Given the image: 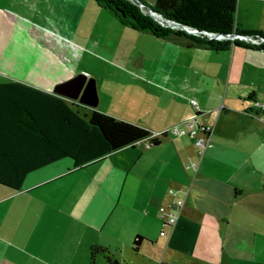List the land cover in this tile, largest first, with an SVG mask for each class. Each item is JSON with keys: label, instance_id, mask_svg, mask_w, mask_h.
Instances as JSON below:
<instances>
[{"label": "crops", "instance_id": "crops-1", "mask_svg": "<svg viewBox=\"0 0 264 264\" xmlns=\"http://www.w3.org/2000/svg\"><path fill=\"white\" fill-rule=\"evenodd\" d=\"M236 25L264 32V0H237ZM240 40L248 45L188 46L126 25L95 0H0V83L150 131L83 166L69 156L45 164L20 189L0 183V264H105L93 246L121 264H264V111L255 106L264 46ZM81 72L94 78L96 106L55 92ZM191 97L199 122L213 126L201 155L189 135H158L192 114ZM170 189L183 206L167 226Z\"/></svg>", "mask_w": 264, "mask_h": 264}, {"label": "trees", "instance_id": "trees-1", "mask_svg": "<svg viewBox=\"0 0 264 264\" xmlns=\"http://www.w3.org/2000/svg\"><path fill=\"white\" fill-rule=\"evenodd\" d=\"M137 30L159 37L184 36L190 45L224 50L240 39L204 38L184 29L164 26L130 0H95ZM153 10L183 24L216 32L258 34L236 25L237 0H155ZM260 46H264L261 43ZM145 127L93 110L88 116L63 98L22 82L0 83V183L20 189L26 175L45 164L69 156L76 166L148 137ZM141 237L136 239V245ZM105 254V264H121L107 248L93 246L91 255Z\"/></svg>", "mask_w": 264, "mask_h": 264}, {"label": "built area", "instance_id": "built-area-1", "mask_svg": "<svg viewBox=\"0 0 264 264\" xmlns=\"http://www.w3.org/2000/svg\"><path fill=\"white\" fill-rule=\"evenodd\" d=\"M256 36L257 35H253ZM238 39L246 40V41H255L259 43H264V38H260L258 40H253L251 36L248 34H242L240 37H235ZM233 38V39H235ZM188 106L192 111V114L185 119H183L180 123L175 124L168 129L159 132L158 135L162 136L165 134H175V135H189L194 138L195 144L198 147V154H203V151L211 145L210 143V134L212 132L213 126L208 123H200L198 116V101L196 98L191 97L188 101ZM255 106L260 111H264V102L255 101ZM169 193L174 197L163 204L160 207L161 216L164 219V224L167 226L174 225L181 215V209L183 206V199L180 196L175 195L174 189H170Z\"/></svg>", "mask_w": 264, "mask_h": 264}, {"label": "water", "instance_id": "water-1", "mask_svg": "<svg viewBox=\"0 0 264 264\" xmlns=\"http://www.w3.org/2000/svg\"><path fill=\"white\" fill-rule=\"evenodd\" d=\"M136 4L140 5L141 7L144 6L142 1L140 0H133ZM147 13L151 15L157 22L164 26L169 27H177L180 29H184L187 33L196 34L201 37L210 39V38H218V39H233L235 37H240L242 34L239 33H226V32H216L206 29H198L196 27H192L186 24H183L181 22L168 19L164 17L161 13L152 10V7L147 6ZM154 13L160 15L163 17V19L167 20L168 23H164L160 20H158ZM253 35H257L253 36ZM248 36H251L253 40H258L260 38H264V36L258 35V34H248ZM55 92L58 94H61L63 96H66L68 98L78 100L80 103H84L90 106H96L98 102V95L96 91L95 81L94 78L88 77V75L84 72H81L77 74L76 76L61 82L56 85Z\"/></svg>", "mask_w": 264, "mask_h": 264}, {"label": "rangeland", "instance_id": "rangeland-1", "mask_svg": "<svg viewBox=\"0 0 264 264\" xmlns=\"http://www.w3.org/2000/svg\"><path fill=\"white\" fill-rule=\"evenodd\" d=\"M130 1H132L133 3H135L133 0H130ZM138 5V4H137ZM139 6V8L143 11V13H145V14H147V15H149L148 13H147V9L145 8V7H141L140 5H138ZM152 10H153V8H152ZM155 11V10H154ZM149 16H151V15H149ZM155 16V15H154ZM152 17V16H151ZM154 19V18H153ZM175 28H177V27H175ZM20 61H21V59H20ZM24 61V62H23ZM22 62L23 63H26L27 64V61L24 59ZM2 64V66L0 67V70L1 69H5L6 67H4L5 65H3V63H1ZM0 64V65H1ZM23 65V64H22ZM16 68H19V69H13V70H15V72L16 73H14V74H18L19 76H22V77H25V76H36L35 74H31V72L30 71H28L27 69H25V68H23V66L21 67V66H15ZM7 69V68H6ZM121 114H123V115H125L126 113H121ZM123 119V118H122ZM126 120V119H125Z\"/></svg>", "mask_w": 264, "mask_h": 264}, {"label": "bare ground", "instance_id": "bare-ground-1", "mask_svg": "<svg viewBox=\"0 0 264 264\" xmlns=\"http://www.w3.org/2000/svg\"><path fill=\"white\" fill-rule=\"evenodd\" d=\"M154 15H155V17H156L158 20H160V21H162V22H164V23H168V21L165 20V19H163L162 16H160V15H158V14H156V13H154Z\"/></svg>", "mask_w": 264, "mask_h": 264}]
</instances>
